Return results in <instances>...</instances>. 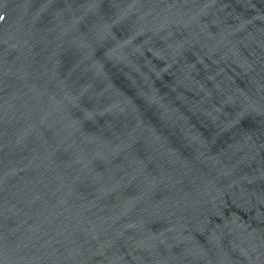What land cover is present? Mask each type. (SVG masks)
<instances>
[{
	"label": "water",
	"instance_id": "obj_1",
	"mask_svg": "<svg viewBox=\"0 0 264 264\" xmlns=\"http://www.w3.org/2000/svg\"><path fill=\"white\" fill-rule=\"evenodd\" d=\"M0 264H264V0H0Z\"/></svg>",
	"mask_w": 264,
	"mask_h": 264
}]
</instances>
